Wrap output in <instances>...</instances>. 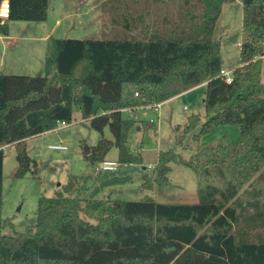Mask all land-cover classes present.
I'll use <instances>...</instances> for the list:
<instances>
[{
  "label": "trees",
  "instance_id": "obj_1",
  "mask_svg": "<svg viewBox=\"0 0 264 264\" xmlns=\"http://www.w3.org/2000/svg\"><path fill=\"white\" fill-rule=\"evenodd\" d=\"M173 11L151 19L153 0H104L111 23L127 38L51 37L43 75L0 74V209L6 145H14L13 178L36 174L26 139L70 123L80 112L101 137L86 146L95 165L112 146L121 164L143 167L128 145L137 120L125 109L144 108L204 83V121L187 117L184 131L198 128L193 152L159 150L142 189L168 185L171 163L198 176L195 202L99 197L101 189L131 180L124 172L101 171L93 186L69 175L52 195L40 194L35 222L11 235L0 233V264H264V0L241 2L239 66L232 80L220 75L223 60L214 29L225 2L173 0ZM0 34L9 21L46 20L49 0H8ZM111 14V13H110ZM153 123V121H150ZM222 124L239 129L234 144L200 142ZM108 127L112 139L103 136ZM181 142V141H179ZM12 223L0 221V228Z\"/></svg>",
  "mask_w": 264,
  "mask_h": 264
},
{
  "label": "rangeland",
  "instance_id": "obj_2",
  "mask_svg": "<svg viewBox=\"0 0 264 264\" xmlns=\"http://www.w3.org/2000/svg\"><path fill=\"white\" fill-rule=\"evenodd\" d=\"M57 1L59 0H49L47 11L49 26L57 18L60 22L55 31L56 36L127 38L135 35L134 31H128L111 23L110 16H114L115 13L110 10L109 5L101 6L104 0H68L72 2L70 7H63ZM99 1L100 5L93 6ZM87 7H89V12L86 15L84 12ZM152 7L156 11L152 12L150 17L151 19L157 18L159 23L162 16L160 10L173 11L175 3L173 0H153ZM74 10L79 13L76 20L74 16L69 17L71 11L74 12ZM241 16L242 8L239 0L225 2L221 7L214 29L213 38L220 42L222 66L226 70H233L239 66ZM73 19L74 28L71 27ZM78 22L79 25H77ZM39 23L23 20L9 21V29L12 33L10 39L15 38L17 43L11 47L15 53L6 52L3 57L0 56V74H8L6 72L31 76L44 74V55L38 51L39 42L21 40L27 35L39 36L40 32L34 28V25H40ZM261 80L264 82V77ZM204 88V85H199L185 94H179L164 102L158 108L123 112V116L137 119L136 125L128 132V145L132 151L141 153L144 166L121 164L119 171L127 173L131 180L122 185H116L112 189L109 187L101 189L99 197L111 196L123 200H135L148 194L161 202L166 200L190 202L195 198L198 176L192 169L182 164H170L171 168L167 174L170 181L168 185H157L151 180L152 189H142L140 177L144 173L150 174L160 149L173 148L183 157H188L193 152L197 143L192 136L198 128L185 132L184 124L189 115L204 111ZM142 111L145 115L141 114ZM201 116L204 117V112ZM103 136L112 139L108 127L104 128ZM100 137L101 133L90 128L80 112L75 109L72 121L67 125L26 139L27 152L37 161L38 169L36 174L28 172L20 178H13L16 169L15 148L14 145H7L4 149L0 221L8 219L12 225L2 226L0 233L11 235L33 224L39 195L54 194L61 189L69 175L81 180L89 176L90 178L85 183L93 186V178L99 170L84 159L83 152L87 145H94ZM238 141L239 129L234 124L218 125L212 131L200 136V142L212 144H234ZM58 143L64 145L65 148L50 147ZM105 157L116 159L117 148L112 146ZM262 171L264 172V169Z\"/></svg>",
  "mask_w": 264,
  "mask_h": 264
},
{
  "label": "crops",
  "instance_id": "obj_3",
  "mask_svg": "<svg viewBox=\"0 0 264 264\" xmlns=\"http://www.w3.org/2000/svg\"><path fill=\"white\" fill-rule=\"evenodd\" d=\"M57 2H58L59 5H63V7H70L72 5V2L71 1H68V0H59ZM98 5H100V1L97 2L96 5H93V6H98ZM48 8H49V2H48ZM88 12H89V7L86 8V10H85L84 13L87 15ZM78 14L79 13L74 10V12L71 11V15H69V17L74 16V19L76 20V18L78 17ZM47 18H48V16H47ZM47 18H46V20L41 21L39 23L40 25H34V28L40 32L39 36L27 35L23 39H21L23 41H29V42L36 41V42H39L38 43V51H40V53H43V55H44L45 48H46V45H47L49 39L51 37H57L55 35V31H56L57 26L60 24V22L58 21V18H57L56 21L53 22L49 26L48 23H47ZM74 19L71 21V27L72 28H74V26H75ZM77 25H79V22L77 23ZM11 36H12V33H11L10 29H9L7 35L0 34V56L1 57H3L6 54V52L15 53V50L11 49V47L14 46L17 43V41H16L15 38L14 39L13 38L10 39ZM6 73L9 74V73H13V72H6ZM263 77H264V57L262 58V67H261V78L263 79ZM200 85H204V83H202ZM198 86H195L193 88H197ZM193 88H190V89H188V90H186V91H184V92H182L180 94H185L186 92H188L189 90H191ZM177 95H179V94H177ZM177 95H175V96H177ZM175 96H173V97H171V98H169L167 100H164V101L160 102V105H162L164 102H166V101L174 98ZM136 109H145V108H136ZM131 111L132 110H130V111L125 110V112H128V113H130ZM198 113L200 114V117H201V115H202L203 112H198ZM141 114L142 115H145V112L142 111ZM6 146H3V147L5 148ZM196 199H197V197H196V190H195V198H193V200H191L190 202H195ZM165 202H169V201L166 200ZM178 202H186V201H183V200L181 201L180 200Z\"/></svg>",
  "mask_w": 264,
  "mask_h": 264
},
{
  "label": "built area",
  "instance_id": "obj_4",
  "mask_svg": "<svg viewBox=\"0 0 264 264\" xmlns=\"http://www.w3.org/2000/svg\"><path fill=\"white\" fill-rule=\"evenodd\" d=\"M8 15H9V2H8V0H0V18L5 19L8 17ZM263 57H264V55L261 56V58H263ZM220 75L223 77V79L226 82H230L232 80V70H226V69L222 68L220 70ZM159 105H160V103H157L154 105H148L144 108H158ZM125 110L130 111V109H125ZM67 124L68 123H66V122H60L57 127L65 126ZM50 147L56 148V149H64L65 148V146L62 145L61 143L52 144V145H50ZM120 165H121V163L119 161H117L116 159H107L106 158V159L101 160L98 163H96L95 168L97 170H101V171H105V170L116 171Z\"/></svg>",
  "mask_w": 264,
  "mask_h": 264
},
{
  "label": "water",
  "instance_id": "obj_5",
  "mask_svg": "<svg viewBox=\"0 0 264 264\" xmlns=\"http://www.w3.org/2000/svg\"><path fill=\"white\" fill-rule=\"evenodd\" d=\"M201 120L204 121V117L201 116ZM84 152L88 153V150L86 148H84Z\"/></svg>",
  "mask_w": 264,
  "mask_h": 264
}]
</instances>
